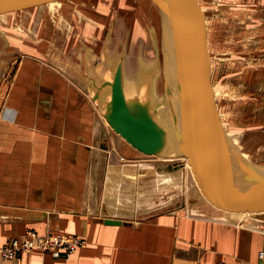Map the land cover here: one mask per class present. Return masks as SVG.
<instances>
[{
	"label": "crops",
	"instance_id": "crops-1",
	"mask_svg": "<svg viewBox=\"0 0 264 264\" xmlns=\"http://www.w3.org/2000/svg\"><path fill=\"white\" fill-rule=\"evenodd\" d=\"M64 38L40 36L37 44H53L40 50L0 49V249L29 230L85 245L68 258L32 249L0 256V264L255 263L264 218L236 225L195 205L143 213L118 203L142 200L171 170L138 161L111 133L98 109L105 90H96L106 81L100 63L95 69L92 51Z\"/></svg>",
	"mask_w": 264,
	"mask_h": 264
},
{
	"label": "rangeland",
	"instance_id": "rangeland-1",
	"mask_svg": "<svg viewBox=\"0 0 264 264\" xmlns=\"http://www.w3.org/2000/svg\"><path fill=\"white\" fill-rule=\"evenodd\" d=\"M66 1L55 0L30 9L0 14V49L5 50L4 53L15 52L19 48L40 50L53 46L47 41L43 45L37 44L40 36L65 37L67 42L83 44L92 51L95 69L100 63L104 80L109 81L121 60L126 97L149 100L154 105L152 108H156L161 119L167 122V118H163L167 116V107L157 68V51L154 53L150 28L141 26L143 21L148 23L149 18L150 27L154 21L145 0ZM196 2L203 15V50L219 121L245 164L264 167V0ZM1 17L5 19L1 20ZM103 90L107 100L109 89ZM98 109L103 117L100 104ZM105 123L115 137L137 152L138 161L150 163L154 168L178 162L171 157L162 159L137 151L115 133L106 120ZM119 161L136 160L120 158ZM158 175L160 186L153 192L144 190L142 200H117L118 203L129 208H141L143 213L172 210L183 204L195 205L197 210L214 213L213 217L236 225L264 218V213L240 215L216 209L198 193L186 160L183 168L171 170L170 175ZM146 184L150 185L145 181ZM152 204L155 206L149 208Z\"/></svg>",
	"mask_w": 264,
	"mask_h": 264
},
{
	"label": "water",
	"instance_id": "water-1",
	"mask_svg": "<svg viewBox=\"0 0 264 264\" xmlns=\"http://www.w3.org/2000/svg\"><path fill=\"white\" fill-rule=\"evenodd\" d=\"M55 0H0V14L30 9ZM173 18L179 50L170 104V118L179 158H185L198 193L220 210L237 213L264 212V183L247 181L243 168L231 157L216 111L205 60L203 15L196 0H164ZM108 88L109 100L103 117L121 138L145 155H159L165 146L166 132L156 119L157 110L149 100L127 98L122 79V61L111 81L97 87ZM168 165L169 170L184 166ZM106 224L121 222L105 220Z\"/></svg>",
	"mask_w": 264,
	"mask_h": 264
},
{
	"label": "bare ground",
	"instance_id": "bare-ground-1",
	"mask_svg": "<svg viewBox=\"0 0 264 264\" xmlns=\"http://www.w3.org/2000/svg\"><path fill=\"white\" fill-rule=\"evenodd\" d=\"M145 4H147L149 13L152 15L153 25L150 27V18L148 20V23L145 21L142 22L141 26H143L145 29L150 28L151 33V41L154 47V53L157 51V68L162 78L163 88L166 96V109H167V116H163L165 120L161 119V117L158 115V110L156 108H151L157 110L156 119L163 125L165 132H166V141L165 146L161 153L159 155H156V157H160L162 159H166V157H171L170 159H177L178 162H183L186 160L185 158H179L178 155V148H177V141L174 135L173 127L171 124V118H170V104H171V93L174 83V78L177 70L178 65V58H179V52L175 41V33H174V25H173V18L168 10L167 4L164 0H145ZM14 12V11H13ZM8 13V12H7ZM2 14V13H1ZM4 17H1V20H4ZM152 23V22H151ZM149 27V28H148ZM151 29H155L151 32ZM154 37V38H153ZM154 39V40H153ZM145 44V43H144ZM149 44V43H148ZM149 50V49H148ZM151 50V49H150ZM153 51V50H151ZM150 51V52H151ZM148 53V51H147ZM125 92V90H124ZM213 92V91H212ZM110 94V93H109ZM214 97V93H213ZM109 100V97L108 99ZM105 100L102 109H104V104L107 101ZM153 105V103H151ZM154 106V105H153ZM217 111V109H216ZM218 114V113H217ZM219 117V115H218ZM167 123V124H166ZM221 123V122H220ZM222 127V125H221ZM223 129V127H222ZM224 132V129H223ZM225 138L227 140L231 157L233 161L240 167L243 168L244 174L246 176L247 181H249L251 184H263L264 183V167L262 165L261 168L257 167H250L243 161V158L239 157L236 153V149H234V146L232 144L231 138L224 132ZM172 150V151H171ZM154 156V155H151ZM173 156V157H172ZM168 159V158H167ZM184 159V161H183ZM187 161V160H186ZM175 164H179V163ZM184 167V166H183ZM182 167V168H183ZM181 169V168H178ZM205 199V198H204ZM206 200V199H205ZM208 203H210L212 206H214L211 202L206 200ZM215 207V206H214ZM218 209L217 207H215ZM220 210V209H218ZM224 213H233V214H262L264 212L259 213H237V212H230L226 210H220Z\"/></svg>",
	"mask_w": 264,
	"mask_h": 264
},
{
	"label": "built area",
	"instance_id": "built-area-1",
	"mask_svg": "<svg viewBox=\"0 0 264 264\" xmlns=\"http://www.w3.org/2000/svg\"><path fill=\"white\" fill-rule=\"evenodd\" d=\"M84 245L85 240L81 237L58 232L39 234L34 230H29L22 236L9 239L0 249V256L4 260H12L20 253L38 249L50 254L55 259L68 258ZM241 264H264V251L258 253L255 263L244 262Z\"/></svg>",
	"mask_w": 264,
	"mask_h": 264
}]
</instances>
